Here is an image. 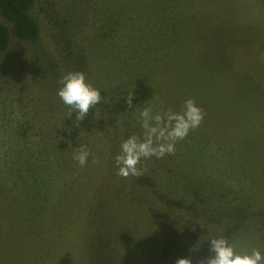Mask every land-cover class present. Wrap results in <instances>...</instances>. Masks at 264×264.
Instances as JSON below:
<instances>
[{"label":"rangeland","instance_id":"1","mask_svg":"<svg viewBox=\"0 0 264 264\" xmlns=\"http://www.w3.org/2000/svg\"><path fill=\"white\" fill-rule=\"evenodd\" d=\"M31 16L39 39L0 54V264H198L221 236L264 254V0H35ZM76 71L103 97L78 127L58 96ZM189 98L200 126L138 165L158 193L118 176L140 112Z\"/></svg>","mask_w":264,"mask_h":264},{"label":"clouds","instance_id":"2","mask_svg":"<svg viewBox=\"0 0 264 264\" xmlns=\"http://www.w3.org/2000/svg\"><path fill=\"white\" fill-rule=\"evenodd\" d=\"M63 85L58 90V96L69 107V116L76 113V126L101 103V91L86 80V74L81 71L69 72L61 79ZM133 93L129 92L126 103L132 107ZM204 111L198 107L192 98L184 102L182 111L174 112L168 109L163 113L153 115L152 109L144 108L140 112L142 137L132 135L121 144V152L115 157L118 167L117 175L127 179L129 176H140L144 169L138 167L142 159L155 156L157 159L166 154H175V144L184 139L190 130L200 126ZM89 150L85 145L76 149L73 159L81 167L87 163ZM95 162V160L93 161ZM210 255L201 259L198 264H264V254L258 249L249 252H237L223 236L209 240ZM194 251H198L197 246ZM176 264H193L190 258H179Z\"/></svg>","mask_w":264,"mask_h":264},{"label":"trees","instance_id":"3","mask_svg":"<svg viewBox=\"0 0 264 264\" xmlns=\"http://www.w3.org/2000/svg\"><path fill=\"white\" fill-rule=\"evenodd\" d=\"M34 5L35 0H0V18L3 20L0 23V54L7 51L13 40L34 43L39 39L40 26L31 16V10ZM198 138H202L201 135ZM127 179L132 185L138 184L145 189L154 190L156 188V179L145 173L138 177L129 176ZM155 190L158 193L157 189ZM194 194L196 195V192ZM162 197L163 194L160 193V198L162 199ZM216 198H218L217 195ZM216 198L215 200H217ZM164 202L168 207L174 203L176 206L183 204V201H173L168 198L164 199ZM102 256H104L103 253L97 255L96 258L99 259L98 257H100L101 259ZM95 261L97 262V260Z\"/></svg>","mask_w":264,"mask_h":264}]
</instances>
